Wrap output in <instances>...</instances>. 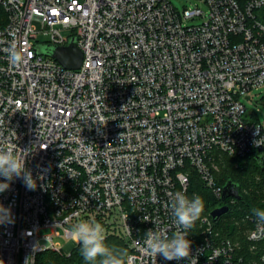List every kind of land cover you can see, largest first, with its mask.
<instances>
[{"label": "built area", "instance_id": "1", "mask_svg": "<svg viewBox=\"0 0 264 264\" xmlns=\"http://www.w3.org/2000/svg\"><path fill=\"white\" fill-rule=\"evenodd\" d=\"M71 38L79 69L35 51ZM260 87L264 0H198L182 12L170 0H0V148L24 156L37 183L14 177L0 193L13 221L0 224V264L69 254L79 221L121 240L130 264H188L145 254L144 235L176 230L170 204L176 191L189 196L192 171L222 206L216 158H264V125L239 100ZM246 219L253 251L264 225ZM188 239L197 264H264V253L246 263L209 215Z\"/></svg>", "mask_w": 264, "mask_h": 264}, {"label": "clouds", "instance_id": "2", "mask_svg": "<svg viewBox=\"0 0 264 264\" xmlns=\"http://www.w3.org/2000/svg\"><path fill=\"white\" fill-rule=\"evenodd\" d=\"M9 58L14 64L22 60L21 54L15 49L9 50ZM14 177L21 178L30 191L37 187L36 179L25 168L24 156L14 153L12 148H0V193L9 188ZM204 207L201 196L193 194L189 197L183 191H176L170 204L176 230L169 235L166 228L149 229L143 238L144 253L153 257L161 254L168 261L188 258V264H197L196 257L191 253L192 241L188 237L189 231L200 220ZM252 213L257 225H264V208H253ZM12 222L11 210L0 205V224ZM104 232L105 229L99 222L79 221L72 226L70 235L80 243V254L86 264H130L126 249H112L104 243ZM25 264H28V259Z\"/></svg>", "mask_w": 264, "mask_h": 264}, {"label": "trees", "instance_id": "3", "mask_svg": "<svg viewBox=\"0 0 264 264\" xmlns=\"http://www.w3.org/2000/svg\"><path fill=\"white\" fill-rule=\"evenodd\" d=\"M257 157L255 154H249L240 158L222 156L215 160L219 171L215 174L216 183L222 187L231 180L238 185L241 196L233 205H229L227 200L224 201L229 207V212L213 221L215 231L219 232L220 238H229L239 243L238 254L243 256L246 263L256 259L258 253H264V242L257 243L255 250L250 251V245L245 239V230L252 225L246 217L256 219L252 209L264 208V160L260 163ZM190 177L189 196L196 194L202 197L205 204L202 216H207L211 210L219 207L221 202L206 191L194 171ZM104 243L112 249L127 250L124 243L116 237L105 238ZM80 247L81 245L74 246L69 254L41 252L36 257V264H86L80 254Z\"/></svg>", "mask_w": 264, "mask_h": 264}, {"label": "water", "instance_id": "4", "mask_svg": "<svg viewBox=\"0 0 264 264\" xmlns=\"http://www.w3.org/2000/svg\"><path fill=\"white\" fill-rule=\"evenodd\" d=\"M35 51L37 54L50 56L66 69L75 70L79 69L81 66L82 54L73 38L69 39L66 46L37 45ZM257 159L260 163L264 160L261 156H258ZM221 189V201H225L228 198H234L237 201L241 199L238 185L234 184L231 180H228ZM228 212L229 207L227 205H222L211 210L209 216L215 221Z\"/></svg>", "mask_w": 264, "mask_h": 264}, {"label": "rangeland", "instance_id": "5", "mask_svg": "<svg viewBox=\"0 0 264 264\" xmlns=\"http://www.w3.org/2000/svg\"><path fill=\"white\" fill-rule=\"evenodd\" d=\"M170 2L174 5V7L179 12H182L184 8L192 7L194 4H198V0H170ZM185 23L186 24H196V23H199V21L198 20L187 21ZM34 26H35V29L37 30L41 29V25L36 21H34ZM61 33L64 37H67L70 35V32L66 30L62 31ZM47 40L48 38L45 34L39 33L37 35V38H36L37 42H45ZM239 100L253 114L254 119H256L258 122L264 125V87H260V88L249 91L247 94L241 96ZM222 156L224 155H221L220 157ZM217 172H219L218 169L217 171H215V174H217ZM190 189L189 191H191ZM44 233H48V231H44ZM54 242H58L61 247H65L68 244V240L63 237L54 238Z\"/></svg>", "mask_w": 264, "mask_h": 264}]
</instances>
